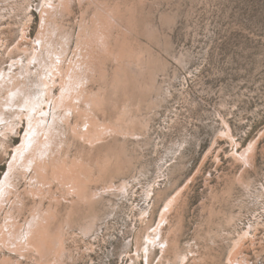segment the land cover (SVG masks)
Returning a JSON list of instances; mask_svg holds the SVG:
<instances>
[{
  "label": "rangeland",
  "instance_id": "rangeland-1",
  "mask_svg": "<svg viewBox=\"0 0 264 264\" xmlns=\"http://www.w3.org/2000/svg\"><path fill=\"white\" fill-rule=\"evenodd\" d=\"M0 112V264H264V0H0Z\"/></svg>",
  "mask_w": 264,
  "mask_h": 264
},
{
  "label": "bare ground",
  "instance_id": "bare-ground-1",
  "mask_svg": "<svg viewBox=\"0 0 264 264\" xmlns=\"http://www.w3.org/2000/svg\"><path fill=\"white\" fill-rule=\"evenodd\" d=\"M57 69H60V68H57ZM59 72H60L61 75H58V77L61 78V80H60V84H61L60 88L62 90L60 91V96L57 99H54L55 95L53 93L52 87L49 84L50 82H49V80H46V85H47L46 88L47 89L44 92V94H45V100H43L44 101V104H43L44 109L43 108H39V109L35 110V104L38 101H36V99H34V98H31L30 96H27L25 101L20 104V106H23V107H25L27 109V113H26V116H27V128L25 130V133L22 136L21 144L14 148V154H13V158H12V161H11V164H10V169L12 168V166L14 165L15 162H22L25 166L30 165V163H32L33 161H35V164H38L37 161L40 159V156H39L38 152L40 154L46 152L49 149V147H48L49 144L48 143L50 141H53L54 137H55L54 128L52 127V125H50L51 124L50 120H51V122L53 124L56 121V112H54V109L58 106L60 101H61V103L67 102L65 100L67 99L68 96H71L70 97L71 99L69 98L70 101H68L69 104H71V105H72V102H74V100L77 99L75 95H71V92L73 90H75V88L73 87L72 80L69 78L68 80L65 81V84H63V81H64L63 74H65V73H63L61 70H59ZM53 76L54 75H52V77ZM52 81H53V84L55 86L56 85V80H54V78H53ZM19 87H21V85H18V86L14 85L13 88L10 89V93H9L10 96H11L10 100H13L16 95H20L19 94V92H20L19 90H21V89ZM49 99H50V106L48 104V100ZM40 102H42V101H40ZM52 103H53V107H51ZM3 104L5 106H8L9 105L8 100H5V103H3ZM73 105H74V103H73ZM60 106L63 107V104H60ZM34 110H35V113H39L38 116L34 115V113H33ZM51 110H53V112ZM23 115H24V113H23ZM65 119H66V117H65ZM1 120H3L2 112H0V121ZM249 149H250V146L246 147V149H244L242 151V153L246 154ZM237 154H238V152H237ZM57 167H58V165H57ZM9 179H10V176L8 175L7 177H5L2 180V186L1 187L3 189H4L5 185L8 184ZM172 198H173V196H172ZM170 200L169 201L167 200L169 203L168 204L165 203V206H163L167 211H168V209H170L169 205L172 204V202H171L172 200L171 201ZM174 200H176V199L173 198V201ZM163 207H162L163 211L161 213L160 220L157 222V224L159 225L158 227H160L163 224V222L166 220V219H164V213L165 212L167 213V211L164 210ZM166 215L167 214H165V216ZM163 219H164V221H163ZM161 222H162V224H161ZM147 236H149V238H153L155 240V237L157 236V231H156L155 235L152 236V234H149ZM161 243H162V245H161ZM158 244H160V246L164 248V241H162L161 239H159ZM230 263L231 264H243V261L238 262L237 257L235 255H232L230 257Z\"/></svg>",
  "mask_w": 264,
  "mask_h": 264
}]
</instances>
